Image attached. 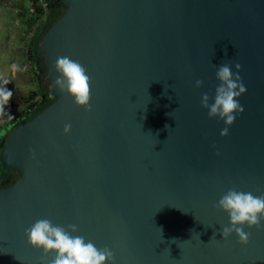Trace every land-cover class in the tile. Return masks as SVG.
<instances>
[{
  "label": "water",
  "instance_id": "obj_1",
  "mask_svg": "<svg viewBox=\"0 0 264 264\" xmlns=\"http://www.w3.org/2000/svg\"><path fill=\"white\" fill-rule=\"evenodd\" d=\"M61 4L40 42L55 99L0 153L19 173L0 188V264H44L25 236L44 218L76 225L115 264H264V222L245 227L246 245L222 239L215 207L230 188L264 194V0ZM58 56L86 69L91 111L52 87ZM223 63L241 65L246 92L222 136L201 94Z\"/></svg>",
  "mask_w": 264,
  "mask_h": 264
},
{
  "label": "clouds",
  "instance_id": "obj_2",
  "mask_svg": "<svg viewBox=\"0 0 264 264\" xmlns=\"http://www.w3.org/2000/svg\"><path fill=\"white\" fill-rule=\"evenodd\" d=\"M53 67L57 76L52 81V87L60 94L70 96L75 105L91 111L90 77L86 69L69 56H58ZM233 67L236 71L232 70ZM240 67L239 63L217 65L216 79L219 83L214 95L210 97L206 92L201 94V106L207 109L208 117L223 121L225 127L220 131L222 136L228 134V128L243 112L239 97L246 92V87L239 75ZM6 84L7 81L0 85V107L6 105L13 95ZM202 85V80L195 81V87L200 88ZM70 128V124H65V133ZM215 207L228 216V225L220 229L222 239L235 233L239 243L246 245L250 233L245 231V227L260 228L264 222V194L254 195L250 191L230 188L220 197ZM76 232L77 226L74 224L65 227L44 218L25 229V236L30 246L41 250L48 257L44 264H106V261L107 264H115L114 254L108 247L97 248L91 240L74 235Z\"/></svg>",
  "mask_w": 264,
  "mask_h": 264
},
{
  "label": "crops",
  "instance_id": "obj_3",
  "mask_svg": "<svg viewBox=\"0 0 264 264\" xmlns=\"http://www.w3.org/2000/svg\"><path fill=\"white\" fill-rule=\"evenodd\" d=\"M33 3L34 0H0V30L6 29L3 26V24L6 23L5 20L7 19L5 10L10 9L15 12V20H13L14 25L16 26L15 30H11L9 35L7 32L5 39L0 41V58H3V60L5 59L8 62H11L12 60L18 61V63L15 65H8L10 71L9 76L12 74V77L16 76L20 72V65L22 62H24V60H21L22 62L19 63V52H22L23 56L25 57L28 44L30 40H32L33 34L38 31L42 25L43 20L41 16L44 10L37 11V7ZM40 3L43 4L40 7H43L44 9V7H46L44 6L45 4L42 0H40ZM8 55H10V57L7 58ZM35 65L36 68L38 66L37 71L39 73L40 65H42L39 63V59L36 60ZM0 75L3 77L5 73L3 72ZM29 80L31 79L29 78ZM38 84L39 83L37 82L35 83L34 81H29L28 85L36 90ZM36 93L37 92H32L33 95H26L28 102L26 103L23 101L25 104L20 106L21 112H26L27 109L30 110L31 106L35 103L36 98L39 97V95H36Z\"/></svg>",
  "mask_w": 264,
  "mask_h": 264
},
{
  "label": "trees",
  "instance_id": "obj_4",
  "mask_svg": "<svg viewBox=\"0 0 264 264\" xmlns=\"http://www.w3.org/2000/svg\"><path fill=\"white\" fill-rule=\"evenodd\" d=\"M45 4L44 12L42 13V25L39 30L33 34L32 40L28 44V53L33 57L34 61L38 59L40 54V42L50 26H52L63 14L64 7L61 4V0H42ZM46 82V81H44ZM41 81L39 90L42 98V103L37 105L33 110H27L24 114L16 119H11L0 127V136L3 140L0 143V151L2 150L5 142L8 140L12 131L18 126L24 124L33 119L38 113H40L47 105L52 103L55 99L51 86L50 88L46 83ZM49 82V81H48ZM50 83V82H49ZM11 128V129H9ZM17 173V174H16ZM19 177V173L10 169L4 170L0 165V188L11 185L16 178Z\"/></svg>",
  "mask_w": 264,
  "mask_h": 264
},
{
  "label": "rangeland",
  "instance_id": "obj_5",
  "mask_svg": "<svg viewBox=\"0 0 264 264\" xmlns=\"http://www.w3.org/2000/svg\"><path fill=\"white\" fill-rule=\"evenodd\" d=\"M35 6L37 7V11L44 10L43 7H40L41 5H35ZM5 11H6V18L7 19L5 20L6 23L3 24V26L6 29L0 30V41L5 39L7 32L9 35L11 30H15V27H16L14 25V22H13V20H15V12L10 10V9H6ZM8 57H10V55H8L7 58ZM18 60H19V63H21L24 60V56H23L22 52H19ZM17 63H18V61H16V60H12L11 62L10 61L8 62L7 60H5V59L3 60V58H0V71H1V73H3V72L5 73V75L3 77L0 75V85H3L4 82L7 81L6 87L13 92H18L16 94L15 98L13 97L8 101L7 104L9 106L7 104L4 105L5 109L3 107H0V123H3L5 121L7 122L8 120L18 118L20 116V114H22V112L20 111V106H23L25 104V103H23V101H25L26 103L28 102L27 96H30L32 94V92H37L36 95H39L37 88L35 90L33 87H30V85H28L29 81H32V79L29 80V77L26 76V72H27L26 70H23V69L19 70L20 72L14 77H12V74H11V76H9L10 71H9L8 65L11 64V66H12V65H15ZM20 67H21V65H20ZM27 74H31V73H27ZM6 107H7V109H6ZM9 113L11 115H9ZM9 129H11V128H9ZM1 139H2V137L0 136V143L3 141ZM0 153H1V151H0Z\"/></svg>",
  "mask_w": 264,
  "mask_h": 264
},
{
  "label": "flooded vegetation",
  "instance_id": "obj_6",
  "mask_svg": "<svg viewBox=\"0 0 264 264\" xmlns=\"http://www.w3.org/2000/svg\"><path fill=\"white\" fill-rule=\"evenodd\" d=\"M38 1V2H37ZM34 5H43V4H41L40 3V0H34V3H33ZM45 8V7H44ZM38 59H39V63L40 64H42V56L40 55L39 57H38ZM36 62L34 61V59H33V57L31 56L30 57V65H31V68H32V71H33V81L36 83H39L38 85H37V90H38V92H39V95H40V97H41V94H40V90H39V86H40V83H41V81L42 82H44V81H46V82H44V83H46L47 84V86L50 88V86H51V84L48 82V80H47V78H46V69L44 68V66H43V64L42 65H40V68H39V73H38V71H37V68H38V66H37V68H36ZM13 92V91H12ZM18 92H13V95H12V97L11 98H15V96H16V94H17ZM10 98V99H11ZM42 98H41V101H40V103H37L36 101H35V103L31 106V108H30V110H33V109H35L36 108V106L37 105H39V104H41L42 103ZM10 104V103H9ZM8 105V104H7ZM9 106V105H8ZM7 106V107H8ZM5 106H3V108H4ZM7 107H6V109H7ZM5 109V108H4ZM28 110V109H27ZM26 110V111H27ZM25 112H22V114H24ZM22 114H20V116L22 115ZM16 119V118H15ZM9 121V120H8ZM7 121V122H8ZM6 123V121L5 122H3V123H0V127L2 126V125H4ZM17 174V173H16Z\"/></svg>",
  "mask_w": 264,
  "mask_h": 264
},
{
  "label": "built area",
  "instance_id": "obj_7",
  "mask_svg": "<svg viewBox=\"0 0 264 264\" xmlns=\"http://www.w3.org/2000/svg\"><path fill=\"white\" fill-rule=\"evenodd\" d=\"M30 57L31 56L29 55V53L27 51V53L24 57V62H22V64H21L20 70H22V69L26 70L27 71V72L25 71L26 76H28L30 79H32L33 78V71H32L31 65H30ZM27 73H31V74H27ZM32 81H33V79H32ZM40 101H41V97L39 95V97L36 98V102L40 103Z\"/></svg>",
  "mask_w": 264,
  "mask_h": 264
}]
</instances>
